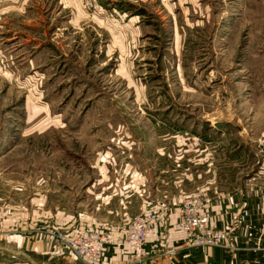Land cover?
<instances>
[{
    "label": "rangeland",
    "instance_id": "1",
    "mask_svg": "<svg viewBox=\"0 0 264 264\" xmlns=\"http://www.w3.org/2000/svg\"><path fill=\"white\" fill-rule=\"evenodd\" d=\"M76 1L117 32L114 53L95 25L69 26L73 0H0V212L15 217L3 228L52 245L56 232L98 230L126 185L181 202V154L224 172L241 150L234 167H252L264 136V0H124L136 22ZM204 145L209 158L194 161ZM200 171L188 195L207 199Z\"/></svg>",
    "mask_w": 264,
    "mask_h": 264
},
{
    "label": "crops",
    "instance_id": "2",
    "mask_svg": "<svg viewBox=\"0 0 264 264\" xmlns=\"http://www.w3.org/2000/svg\"><path fill=\"white\" fill-rule=\"evenodd\" d=\"M119 3H127L130 6L132 4L124 0H111V8L119 11L116 7ZM63 8L70 10L68 14L71 17L67 19L70 27L92 28L95 25L98 29L95 31L97 34L103 32L108 35L110 44L105 47L106 54L114 53L115 48L122 46V40L115 36L116 31L102 25L100 18L83 14L76 0H73L71 7L63 6ZM123 11L127 13L130 21L136 22L137 17L134 15L138 14L134 13L136 9L134 12ZM258 141L255 154L257 161L252 167L248 165L234 167L237 163H243L249 156L248 153L241 150L226 152V161H230L232 167L224 168L227 169L224 171L225 175L223 170L214 169V166L201 167L199 170L189 169V164L185 162L189 156L185 157L181 154V202L175 198L172 201L157 200L153 187L147 191L143 190V185H126L127 188L118 189L120 193H112L111 200H114V206L119 204V207L116 206L117 208L114 209V216H108V220L104 217L99 228L118 229L124 219H130L142 213H158L159 219L146 238L143 248L144 256L141 261H135L127 247L108 246L103 252L102 264H264V249H262L264 245V136ZM196 148L197 158L194 159L196 162L206 161L213 150V147L209 150L206 145ZM201 169L212 175L206 202L207 209L212 215L208 226L224 234L227 246L225 248L190 247L185 242L184 234L176 226L179 204L195 195V193L188 194L200 187L197 181L201 177ZM223 181L224 185L226 184L224 190L222 189ZM119 186L121 185L113 184V191L116 192L115 187ZM103 205L105 208L106 202ZM14 220L15 217H5V213L0 212V227H2L0 229V264H82L74 261L70 251L64 245L53 246L48 238L40 235L35 228L20 231L10 229L9 224ZM7 225L10 227L8 230L3 228ZM69 227L71 225L68 226V230H70ZM76 227L78 226L75 225L73 228ZM72 232L67 231V234L74 235ZM169 250L172 252L169 253Z\"/></svg>",
    "mask_w": 264,
    "mask_h": 264
},
{
    "label": "built area",
    "instance_id": "3",
    "mask_svg": "<svg viewBox=\"0 0 264 264\" xmlns=\"http://www.w3.org/2000/svg\"><path fill=\"white\" fill-rule=\"evenodd\" d=\"M101 5V4H100ZM97 0H85L82 9L86 13L103 16L112 8L100 6ZM204 195H195L178 206L177 228L184 234L185 242L190 247H227L225 236L209 228L212 215L206 206ZM159 219L157 213H142L130 219H124L118 229L98 228L80 230V233H53L50 238L54 246L64 245L74 261L82 264H102V255L106 247H127L135 261L144 256V245L148 234ZM264 249V245L262 246ZM169 253L172 250L168 251Z\"/></svg>",
    "mask_w": 264,
    "mask_h": 264
},
{
    "label": "trees",
    "instance_id": "4",
    "mask_svg": "<svg viewBox=\"0 0 264 264\" xmlns=\"http://www.w3.org/2000/svg\"><path fill=\"white\" fill-rule=\"evenodd\" d=\"M116 7L118 10H126V11H131V12H134V9L132 8V6H130L129 4L127 3H119V4H116ZM203 128H208L209 125L208 124H203L202 125ZM224 127H229V126H221V125H216V128L217 129H222ZM183 129V128H181ZM205 132V131H204ZM193 134L197 135L196 132H192ZM199 138L202 140V141H205V142H213V140H211L212 138H209V136L207 135V131L205 133H200L199 134Z\"/></svg>",
    "mask_w": 264,
    "mask_h": 264
}]
</instances>
